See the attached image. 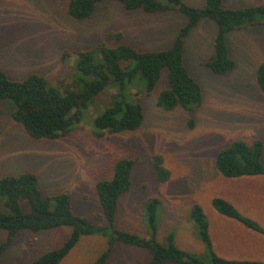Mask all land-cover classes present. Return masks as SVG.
Listing matches in <instances>:
<instances>
[{
  "label": "rangeland",
  "instance_id": "rangeland-1",
  "mask_svg": "<svg viewBox=\"0 0 264 264\" xmlns=\"http://www.w3.org/2000/svg\"><path fill=\"white\" fill-rule=\"evenodd\" d=\"M185 1L203 6L206 0ZM225 2L238 7L264 0ZM184 22V16L177 12L126 10L120 0H102L92 16L83 20L68 14L66 0H0V66L13 79L39 72L59 82L68 75L81 50L104 42H125L141 50L165 48L172 44ZM109 32H122L124 38L109 41ZM215 33L214 22H201L186 39L185 61L203 86V104L190 110L177 107L167 111L159 107L157 95L168 85L164 69L154 91L138 96L145 119L135 131L102 136L94 133L92 118L110 104L113 90L101 94L89 106L77 128L56 139L30 136L12 118L11 104L2 102L0 176L32 171L45 194L69 193L74 212L94 220L101 212L96 183L112 176L118 159L134 158L132 187L120 199L117 227L150 237L142 204L156 196L160 199L157 239L165 244L168 233L174 232L179 247L203 254L205 246L189 216L190 207L195 203L203 206L211 230L217 235L223 220L212 206V198L223 196L243 204L244 177L220 174L215 167L218 151L234 139L264 141V93L257 83V68L264 62V25L229 33L230 54L236 66L225 75L213 73L206 65ZM156 154L163 156L171 171L166 182L156 178L152 163ZM239 189L242 194H238ZM23 206L28 210L27 202ZM71 232V226L40 232L22 230L2 255L1 264H28L61 245ZM237 232L233 237L226 232V238L249 246L251 241L245 233ZM6 236L7 231L0 229V242ZM108 239L103 233L81 236L60 264H91L107 248ZM150 257L146 248L116 242L108 264H147Z\"/></svg>",
  "mask_w": 264,
  "mask_h": 264
},
{
  "label": "trees",
  "instance_id": "trees-1",
  "mask_svg": "<svg viewBox=\"0 0 264 264\" xmlns=\"http://www.w3.org/2000/svg\"><path fill=\"white\" fill-rule=\"evenodd\" d=\"M102 0H66L68 14L77 20L89 18ZM226 0H206L203 6H193L185 0H120L126 10L147 13L177 12L184 16L172 44L165 48L141 50L125 42H107L77 52L68 75L51 81L39 72H31L13 79L0 66V104H11V115L26 133L35 139H56L73 131L84 120V112L103 93L113 90L112 101L92 118L94 133L135 131L145 119V110L138 99L141 94L154 91L167 70L168 85L157 95V104L164 110L177 107L193 109L204 101L201 82L191 73L185 61L186 39L203 19L216 24L212 53L206 65L217 75L232 71L236 62L231 57L228 43L230 32L264 25V3L228 6ZM124 38L122 32H109L107 40ZM257 83L264 93V62L257 68ZM156 178L166 182L171 171L161 154L152 158ZM136 159L122 157L115 162L110 178L99 180L96 191L101 212L94 220L73 210L69 193L45 194L39 178L32 171L0 176V229L7 231L0 242L1 257L22 230L46 231L60 226H71L69 238L58 247L47 250L28 264H60L81 236L103 233L109 236L107 248L91 264H108L116 242L143 247L150 251L147 264H264L262 260L230 259L215 250L210 221L200 203L193 204L189 216L205 246L203 254L186 251L176 243L174 232L167 242L157 239L159 197L143 202V213L151 229V236L122 230L116 225L117 209L123 194L132 187ZM217 171L228 178L264 175V141L249 142L234 139L221 148L215 159ZM23 202L28 203V210ZM212 206L221 215L235 219L245 227L264 236V227L254 218L242 213L229 199L215 196ZM21 264V263H12Z\"/></svg>",
  "mask_w": 264,
  "mask_h": 264
},
{
  "label": "crops",
  "instance_id": "crops-1",
  "mask_svg": "<svg viewBox=\"0 0 264 264\" xmlns=\"http://www.w3.org/2000/svg\"><path fill=\"white\" fill-rule=\"evenodd\" d=\"M213 22L210 19H203L201 22ZM200 22V23H201ZM216 25V24H215ZM217 28V27H216ZM264 175H252L244 177L242 189H243V204H239L232 201L239 210L247 216L256 219L264 227ZM241 189V190H242ZM239 189L238 194H242ZM228 199V198H227ZM243 205V206H242ZM222 226L219 228V233L216 235L211 230L210 222V232L213 240L215 250L223 257L230 259H253L264 261V236L254 230L245 227L239 221L223 216ZM210 221V218H209ZM227 228V229H226ZM236 232H233L232 229ZM243 231L245 233V238L250 239L251 243L249 246L244 245V243H233L230 238H226V232H230L233 235H237V231ZM228 233L231 237V234ZM219 235L222 236V240L219 239ZM216 239V241H215ZM242 244V245H240ZM248 254H254L253 258H248Z\"/></svg>",
  "mask_w": 264,
  "mask_h": 264
}]
</instances>
